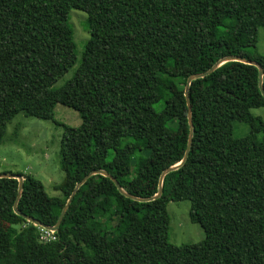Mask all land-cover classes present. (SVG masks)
<instances>
[{"label": "trees", "instance_id": "trees-1", "mask_svg": "<svg viewBox=\"0 0 264 264\" xmlns=\"http://www.w3.org/2000/svg\"><path fill=\"white\" fill-rule=\"evenodd\" d=\"M71 10L86 14L88 39L72 77L54 88L76 63ZM258 28L264 0H0V145L18 113L62 128L60 195L17 173V210L54 226L94 170L131 196L156 195L186 149L189 76L241 57L262 68L264 89V56L248 52ZM188 101L189 153L156 200L128 199L91 176L54 239L42 240L41 227L13 212L17 180L0 178V264H264V118L251 114L264 109L258 70L225 62L191 82ZM57 104L76 111L80 125L55 121ZM234 122L248 125L245 139L233 137ZM182 200L205 237L176 246L166 205Z\"/></svg>", "mask_w": 264, "mask_h": 264}, {"label": "rangeland", "instance_id": "rangeland-1", "mask_svg": "<svg viewBox=\"0 0 264 264\" xmlns=\"http://www.w3.org/2000/svg\"><path fill=\"white\" fill-rule=\"evenodd\" d=\"M68 24L73 31L75 44V65L69 69L53 85L60 87L70 79L81 58L84 44L88 39L85 30L86 14L78 10H71L68 14ZM248 52L264 56V29L258 28L255 49ZM251 114L264 118V109H252ZM54 119L71 127L81 123L78 113L70 108L57 104L54 108ZM249 132L248 125L234 122L233 137L245 139ZM62 128L51 121L40 120L18 113L7 124L5 135L0 145V173L23 174L32 176L44 187L49 197H58L59 192L53 188L63 181L64 173L59 164V146ZM255 143V142H254ZM253 147V143L251 145ZM189 201H170L166 205L168 216L167 240L169 243L180 246L200 242L204 239V231L197 223L189 219Z\"/></svg>", "mask_w": 264, "mask_h": 264}, {"label": "water", "instance_id": "water-1", "mask_svg": "<svg viewBox=\"0 0 264 264\" xmlns=\"http://www.w3.org/2000/svg\"><path fill=\"white\" fill-rule=\"evenodd\" d=\"M228 61L242 62V63L248 64V65L255 66L257 68V70H258V88H259V90L261 92L262 97L264 98V89H263V85H262V76H263L262 68L257 63H255L253 61H249V60L243 59L241 57H232V56L231 57H225V58L221 59L220 61H218L215 65H213L212 68L209 69L208 71H206L204 73L193 74V75L189 76L186 79V83H185V86H184V97L186 99V104H187V119H188V126H189L186 149H185V152H184L182 160L178 164H176V165H174L172 167H169L166 170H164L162 172V174L160 175L159 181H158V191H157L156 195H154L153 197H150V198H145V199L131 196V195L127 194L126 192H124L121 189V187L119 186L118 182L110 174H108L107 172L102 171V170H94V171H91L90 173H88L86 176H84V178L75 185V187H74L71 195L69 196L66 204L62 208V211H61V213L59 215V218H58L56 224L54 226H52V227H48V226L42 225L37 220H34V219L30 218V217H27V216L21 214L17 210V202H18V200L20 198V195L22 193V188H23V178L20 175H17V174H6V173L3 174V173H0V178L15 179L18 182L17 198H16L15 203L13 204V212L16 215L24 218L26 221L32 223L36 227H41L42 229H46V230H49L51 232H56L58 230V227H59V225H60V223H61V221H62V219L64 217V214H65V212H66V210H67V208H68V206L70 204V201L74 197L75 193L91 176H94V175H101V176H104V177L110 179L113 182V184L115 185V187L117 188L118 192L122 196H124V197H126L128 199L139 201V202H149V201H153V200L158 199L161 196V193H162V181H163V178L168 173H170L172 171H175L176 169H178L179 167H181L184 164V162L187 159V156H188V153H189V149H190V146H191V141H192V122H191V109H190V104H189V101H188V90H189V86H190L191 82L196 80V79L203 78V77L211 74L217 67H219L221 64H223L225 62H228Z\"/></svg>", "mask_w": 264, "mask_h": 264}, {"label": "built area", "instance_id": "built-area-1", "mask_svg": "<svg viewBox=\"0 0 264 264\" xmlns=\"http://www.w3.org/2000/svg\"><path fill=\"white\" fill-rule=\"evenodd\" d=\"M41 239L42 240L54 239L53 232L46 229H42Z\"/></svg>", "mask_w": 264, "mask_h": 264}]
</instances>
